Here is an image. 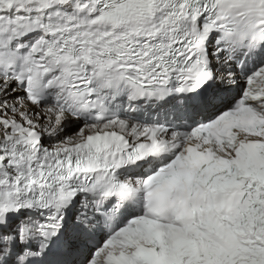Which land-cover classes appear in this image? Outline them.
I'll return each instance as SVG.
<instances>
[{
	"label": "snow or ice",
	"instance_id": "obj_1",
	"mask_svg": "<svg viewBox=\"0 0 264 264\" xmlns=\"http://www.w3.org/2000/svg\"><path fill=\"white\" fill-rule=\"evenodd\" d=\"M0 264H264V0H0Z\"/></svg>",
	"mask_w": 264,
	"mask_h": 264
}]
</instances>
